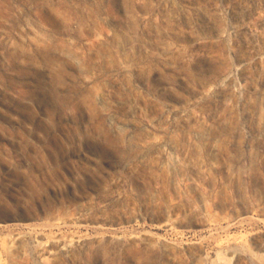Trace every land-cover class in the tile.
<instances>
[{"label":"rangeland","instance_id":"374dc122","mask_svg":"<svg viewBox=\"0 0 264 264\" xmlns=\"http://www.w3.org/2000/svg\"><path fill=\"white\" fill-rule=\"evenodd\" d=\"M0 264H264V0H0Z\"/></svg>","mask_w":264,"mask_h":264}]
</instances>
